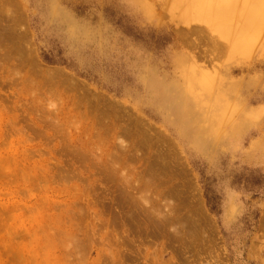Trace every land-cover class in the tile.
Returning a JSON list of instances; mask_svg holds the SVG:
<instances>
[{
  "label": "rangeland",
  "instance_id": "obj_1",
  "mask_svg": "<svg viewBox=\"0 0 264 264\" xmlns=\"http://www.w3.org/2000/svg\"><path fill=\"white\" fill-rule=\"evenodd\" d=\"M9 1L0 0V175H10L0 177V264H34V248L46 255L52 238L65 242L63 264H264V0H230L226 39L198 19L197 0ZM10 48L15 66L5 69ZM25 54L80 87L45 83L16 65ZM151 75L189 91L205 148L147 87ZM56 217L65 220L51 230Z\"/></svg>",
  "mask_w": 264,
  "mask_h": 264
},
{
  "label": "bare ground",
  "instance_id": "obj_2",
  "mask_svg": "<svg viewBox=\"0 0 264 264\" xmlns=\"http://www.w3.org/2000/svg\"><path fill=\"white\" fill-rule=\"evenodd\" d=\"M10 1H13V0H10ZM9 1V2H10ZM194 2H195V0H193ZM232 2H233V0H231ZM230 0H197V2L199 3V6L195 3L194 4V11H196L197 12V15H200L199 17H198V19L200 20V21H203L204 23H206L207 25H209V26H211L212 28H215V31H218V33H219V35L222 37V38H228V35H226V34H228L229 33V26H228V24L231 26V23H227L228 21L226 20V23H224L223 21H221V18L225 15V17L224 18H226L228 15H230V14H227V13H229V12H231L232 11V9H234V7H233V3L231 2ZM15 1H13V3H14ZM245 2H246V4L247 3H256V4H260L262 1L261 0H245ZM255 4V5H256ZM10 5V6H9ZM8 6H9V9L11 8V4H9ZM14 5V4H13ZM12 5V6H13ZM17 5V4H16ZM8 6H7V8H8ZM4 8H6V7H4ZM12 9H18V8H15V6L12 8ZM19 10V9H18ZM247 17H250V16H253V15H256V12H255V9H254V7H250V8H248L247 10ZM0 12H2V10L0 11ZM57 12H56V8H54L53 9V14H56ZM19 17V16H18ZM17 17V18H18ZM15 20V19H14ZM16 21V20H15ZM17 22H19V21H17ZM20 23V22H19ZM223 28H226V34H225V32H224V30H223ZM5 31L3 32V38L6 40V38H5V36H6V33H8V32H6V30L7 29H4ZM14 30V29H13ZM12 30V31H13ZM9 31V30H8ZM85 30L84 29H79V33H82V32H84ZM10 32V31H9ZM15 33V32H14ZM9 34H7V36H8ZM16 35V34H15ZM14 34H13V36H15ZM12 35H11V37L10 38H12L13 37ZM21 36V35H20ZM19 36V37H20ZM21 37H23V36H21ZM0 38H2V34L0 35ZM2 38V39H3ZM16 38V37H15ZM3 39V40H4ZM21 39V38H20ZM13 40L15 41V39H14V37H13ZM16 43L18 42V41H15ZM19 43V42H18ZM8 45V44H7ZM11 45V44H10ZM8 47H9V45H8ZM12 48V47H11ZM11 48L10 49H8V50H10L11 51ZM15 48V50H17V48L16 47H14ZM19 49V48H18ZM14 49H12V51H11V53L10 52H8L7 54V58H6V61L4 62V67H5V69H8L13 63H14V61H15V59L13 58V56H12V52L14 53L15 51H13ZM21 50V49H20ZM20 57V56H19ZM32 55L31 54H25L24 55V57L23 56H21L20 57V59H19V63H16V65H18L19 67H22V66H26V67H34V69L36 70V72H38L39 74H40V76L43 78V81L45 80V83L46 82H53V83H56V82H58L59 84H63V85H65L66 87L67 86H69V87H80L79 85L77 86V84L75 85H73L72 83H74V81L73 82H69L68 81V77L66 78V74H64L65 72L63 71V72H61V70H57V69H55V70H42L41 69V66L38 64V62L37 61H34L32 58ZM13 66H15V65H12V67ZM8 76H12V71L11 72H8ZM22 78V77H21ZM70 79V78H69ZM188 79H190V78H188ZM11 82V84H14V83H16V82H19V81H17V80H13L12 81V79L11 78H9V77H7L6 79H1V82H3L4 84H6L7 85V82ZM27 82H29V80H26ZM147 87L148 88H150V89H152L154 92H155V94H156V99H159V98H161V101L162 102H164L166 105H168V106H170V110L173 112V113H176L177 114V116L179 117V119L181 120V124H182V129H183V132L186 134V135H188L192 130H196V135H197V145L199 146V147H201V148H205L206 146V138H205V134H206V132H205V130H204V128L201 126V125H199V124H197V118H195V115H194V113H193V106H192V104H191V102H192V99L190 98V96H189V91H185L184 89H182L181 87H179L177 84H166L164 81H161V80H159V79H157L154 75H151V79L150 80H148L147 81ZM168 87H174L175 88V90L176 91H173V93H172V91H169V88ZM77 89V88H76ZM74 90H75V88H74ZM95 105V104H94ZM100 106V105H99ZM98 107V106H97ZM104 107V106H103ZM115 108H112V110L113 111H115L114 110ZM108 110V109H107ZM107 110H104L106 113H108L107 112ZM109 112H110V110H109ZM112 112V111H111ZM110 112V113H111ZM112 113H114V112H112ZM113 115V114H112ZM117 115V114H116ZM118 116V115H117ZM117 116H115V117H117ZM122 129H124V128H122ZM123 131V130H122ZM124 132H125V130H124ZM136 134H137V132H136ZM138 135V134H137ZM139 136V135H138ZM146 136V135H145ZM144 136V137H145ZM144 137H142V138H144ZM146 138V137H145ZM147 139V138H146ZM149 141V140H148ZM142 142H146V140H144L143 139V141ZM140 143V142H139ZM77 152V151H76ZM11 153V152H10ZM77 153H79V152H77ZM173 153H174V151H173ZM13 154V153H12ZM80 154H78L77 156H79ZM5 156H6V154H5ZM86 157V156H85ZM7 158H8V156H7ZM14 157L12 156V161L14 160L13 159ZM82 158V157H81ZM19 159V158H18ZM22 160V159H21ZM8 161L10 162V159L8 158ZM17 161V160H16ZM1 162H3L4 164H5V162L4 161H1ZM18 162V161H17ZM20 162V161H19ZM21 162H23V161H21ZM2 164V163H1ZM0 164V165H1ZM10 164H12V162L10 163ZM19 164V163H18ZM9 165V163L6 165V166H8ZM16 166H18V165H16ZM11 167V166H10ZM19 167V166H18ZM9 168H4V170H6V172H7V170H8ZM41 169V168H40ZM46 169V168H45ZM3 170V169H2ZM20 170V169H19ZM43 170V169H42ZM48 170V169H47ZM1 171V170H0ZM10 170H8V172H9ZM22 171V170H21ZM116 171V170H115ZM2 172V171H1ZM4 173H5V171H3ZM2 172V173H3ZM16 172V171H15ZM14 172V173H15ZM18 172V171H17ZM16 172V173H17ZM51 171H49V174H50V176L49 177H51L52 176V174L50 173ZM63 172V171H62ZM108 172H110L109 170H108ZM1 173V174H2ZM21 173V172H20ZM43 173H44V171H43ZM52 173H53V171H52ZM59 173H61V172H59ZM10 174V173H9ZM12 175H14L13 173H11ZM19 174V173H18ZM22 174V173H21ZM21 174H20V177H22L21 176ZM46 174H48L47 172H46ZM48 174V175H49ZM54 174V173H53ZM7 176H10V175H8V174H6ZM6 175H0V177L1 176H6ZM26 175H29V174H26ZM37 175V174H36ZM57 175H58V172H57ZM57 175H56V177H57ZM61 175V174H60ZM60 175L58 176V177H60ZM15 176H18V175H14L13 177H15ZM31 176V175H30ZM108 176H110V175H108ZM4 177H2V179L4 178ZM19 177V178H20ZM44 177V176H43ZM55 177V175H54V179L56 178ZM63 178H65V176H64V174H63V176H62ZM7 177H5V179H6ZM18 178V177H17ZM18 178V179H19ZM32 178V177H31ZM52 178V177H51ZM15 179V178H14ZM22 179V178H21ZM26 179H27V177H26ZM34 179V178H33ZM49 179V178H48ZM1 180V179H0ZM17 180V179H16ZM16 180H14L15 182H16ZM20 180V179H19ZM40 180V179H39ZM56 180H57V178H56ZM59 180H61V177H60V179L58 178V180L57 181H59ZM65 180V179H64ZM18 181V180H17ZM42 181V180H41ZM40 181V182H41ZM56 181V182H57ZM61 181H63V180H61ZM2 182V181H1ZM46 182V181H45ZM55 183V181L53 180L52 181V183ZM60 182V181H59ZM58 182V183H59ZM66 182H67V180H66ZM22 183V182H21ZM23 184H24V182H23ZM29 184V183H28ZM44 184V183H43ZM48 184V183H47ZM60 184V183H59ZM189 184V183H188ZM53 185V184H52ZM62 185H64V183L62 184ZM28 186V185H27ZM38 186V185H37ZM49 185H47V187H48ZM174 186V185H173ZM185 186V185H184ZM184 186H182V188L184 187ZM19 188H20V185L18 186ZM23 187V186H22ZM32 187V186H31ZM34 187V186H33ZM58 187V186H57ZM56 186H55V188H57ZM62 187V186H61ZM174 187H177L176 185L174 186ZM40 188V187H39ZM38 188V189H39ZM67 188V187H66ZM170 188V187H169ZM182 188H181V191H182ZM184 188H186V187H184ZM189 187H187V189H188ZM190 188H191V186H190ZM43 189H45V187L43 188ZM51 189V188H50ZM49 188H48V190H50ZM31 190V189H30ZM47 189H45V192H47L46 191ZM68 190V189H67ZM55 191V190H54ZM62 191V190H61ZM189 191L191 192V190L189 189ZM189 191H187V192H189ZM196 191H199V190H196ZM38 192V191H37ZM40 192V191H39ZM43 192V191H42ZM41 192V193H42ZM44 192V193H45ZM172 192H174V191H172ZM176 193H177V191H175ZM190 192H189V194H190ZM193 192V191H192ZM47 193H49V192H47ZM60 193V192H59ZM196 192H194L193 194H195ZM38 194V193H37ZM182 194H183V192H182ZM199 193H197V195H198ZM42 195V194H41ZM178 195H180V194H178ZM186 195V194H185ZM191 195V194H190ZM189 195V196H190ZM37 196V195H36ZM43 197H45L44 195H42ZM59 196H61V195H59ZM59 196H57V197H59ZM171 196V195H170ZM182 196V195H181ZM180 196V197H181ZM184 196V195H183ZM194 196V195H193ZM172 197V196H171ZM187 197V196H186ZM185 197V198H186ZM197 197V196H196ZM201 197V196H200ZM46 198V197H45ZM55 198V197H54ZM61 198V197H60ZM59 198V199H60ZM177 198H179V197H177ZM191 198V197H190ZM197 198H199V197H197ZM197 198H196V200H197ZM43 199V198H42ZM56 199V198H55ZM64 199V198H63ZM50 200V199H49ZM61 200V199H60ZM65 200V199H64ZM187 200V199H186ZM185 200V201H186ZM189 200V199H188ZM191 200V199H190ZM67 201H69V199L67 200ZM198 201V200H197ZM196 201V202H197ZM63 202V201H62ZM72 202V201H71ZM191 202H192V200H191ZM198 202H200V199H199V201ZM43 203H44V201H43ZM42 203V204H43ZM49 203V202H48ZM65 203V202H64ZM183 203H184V201H183ZM187 203H189V201H187ZM194 204H195V202H193ZM192 203V204H193ZM22 204V203H21ZM24 204V203H23ZM191 204V203H190ZM200 204V203H199ZM20 205V204H19ZM52 205V204H51ZM18 206V205H17ZM16 206V207H17ZM41 207H42V205H40ZM184 206V205H183ZM188 206V205H187ZM186 206V207H187ZM15 207V208H16ZM60 207V206H59ZM58 207V208H59ZM63 207V206H62ZM68 207V206H67ZM201 207H203L202 206V204H201ZM201 207H199L198 206V209L199 208H201ZM45 208V207H44ZM44 208H42V209H44ZM50 208V207H49ZM52 208V207H51ZM50 208V209H51ZM194 208V207H193ZM22 209V208H21ZM55 209V208H54ZM203 209V208H202ZM18 210V209H17ZM20 210V209H19ZM18 210V211H19ZM23 210V209H22ZM21 210V211H22ZM179 210V209H178ZM189 210V209H188ZM8 211V210H7ZM58 211H59V209H58ZM199 211V210H198ZM204 211V210H203ZM203 211L201 212V213H203ZM71 212V211H70ZM2 216L4 215V212L2 211ZM177 213V212H176ZM190 213V212H189ZM196 213H198V212H196ZM23 214V213H22ZM70 214V213H69ZM191 214V213H190ZM199 214V213H198ZM204 214V213H203ZM205 214H206V212H205ZM37 214H35L34 215V217L36 216ZM39 215V214H38ZM44 215V214H43ZM42 215V216H43ZM179 215H180V212H179ZM193 215V214H192ZM22 216V215H21ZM32 216H33V214H32ZM40 216V215H39ZM53 216V215H52ZM59 216H64V212H62V214H60ZM187 216H189V220H191L190 219V215L189 214H187ZM195 216V215H194ZM207 217H209V214H207L206 215ZM20 217V216H19ZM33 217V218H34ZM50 217H51V215H50ZM54 217V216H53ZM69 217V216H68ZM178 217H180V216H178ZM183 217H185V215L183 216ZM196 217V216H195ZM4 218V217H3ZM38 218V217H37ZM191 218H192V216H191ZM43 219H45V218H43ZM50 219V218H49ZM208 219V218H207ZM34 220H36V219H34ZM40 220V219H39ZM64 220L65 219H63L62 217H56V218H53V219H51V224H50V226H51V230H52V228L53 227H57V226H59V227H61L60 225L64 222ZM182 222H183V220L182 219H180ZM185 220V219H184ZM197 220H198V218H197ZM41 221V220H40ZM42 221H44V223H45V220H42ZM69 221V220H68ZM201 221H202V219H201ZM212 222H213V220H211ZM2 222V221H1ZM46 222H47V220H46ZM187 222H188V219H187ZM195 222V221H194ZM206 222V221H205ZM210 222V221H209ZM36 223H39V221L38 222H36ZM50 223V222H49ZM185 224H186V222H184ZM198 223V222H197ZM207 223H208V221H207ZM43 224V223H42ZM41 224V225H42ZM48 224V223H47ZM193 224V223H192ZM199 224H200V222H199ZM7 225V224H6ZM6 225L3 227V228H1L0 230H3V229H5V227H6ZM34 225V224H33ZM63 225V224H62ZM193 225H195L197 228H199L197 225H196V222H195V224H193ZM201 225V224H200ZM206 225H208V224H206ZM9 226V224L7 225V227ZM21 227H18L19 229H21L22 227H23V223H21V225H20ZM38 226V225H37ZM50 226H48V227H50ZM70 226V225H69ZM6 227V228H7ZM47 227V228H48ZM203 226H201V228H202ZM11 228H12V226H11ZM11 228H10V230H11ZM187 228H189V227H187ZM197 228H195V229H193V230H196ZM204 228V227H203ZM207 228V227H206ZM13 230H14V228H12ZM30 229V228H29ZM31 229H34V228H31ZM36 229V228H35ZM50 229V228H49ZM205 229V228H204ZM212 229H214V228H212ZM6 230V229H5ZM9 230V229H8ZM9 230V231H10ZM12 230V231H13ZM51 230H49V231H51ZM65 230V229H64ZM70 229H68V231H69ZM190 230V229H189ZM200 230V229H199ZM197 232H198V234H200L199 232L200 231H198V230H196ZM24 232V231H23ZM28 234H29V236H32L31 234L33 233V231H31V230H28ZM48 232V231H47ZM189 232H191V231H189ZM201 232H205V230L203 231V230H201ZM18 233H20L19 232V230H18ZM207 233V232H206ZM15 234V233H14ZM14 234H12V235H14ZM21 234H23L22 232L20 233V235ZM50 234H52V233H50ZM188 234V233H187ZM190 234V233H189ZM188 234V235H189ZM196 234V233H195ZM195 234H194V236H195ZM208 235V234H207ZM6 236H8V235H6ZM52 236H54V235H52ZM58 236V235H57ZM59 236H60V239L61 238H63V239H65V237H64V234H63V232H59ZM192 236V235H191ZM199 236V235H198ZM201 236V235H200ZM9 237V236H8ZM8 237H7V239H8ZM12 237V236H11ZM173 237V236H172ZM178 238H179V236H177ZM197 237V236H196ZM4 238H5V236H4ZM194 238V237H193ZM192 238V239H193ZM217 238V237H216ZM180 239H182V237H180ZM43 240H45V239H43ZM219 240V239H218ZM8 240H6V242H7ZM40 241V240H39ZM46 241V240H45ZM48 241V240H47ZM217 241V240H216ZM215 241V242H216ZM18 242H20V239H19V241ZM55 242H57L56 240H55V238L53 239L52 238V240L47 244V246L45 247V252H46V255L44 254V256H40L37 252V248H34V250H33V258H32V260L34 261V264H41L40 263V260L41 259H43V260H47L48 261V264H63L64 263V260H63V258H61L58 254L60 253V254H62L63 252H64V249H63V246L65 245V242L64 241H62V240H59V242L60 243H55ZM215 242H214V244H215ZM7 244H9V243H7ZM44 244H45V242H44ZM42 245V244H41ZM8 246V245H7ZM13 246H14V244H13ZM221 246V245H220ZM219 246V247H220ZM16 249H19V248H16ZM25 249V248H24ZM215 249V248H214ZM1 250V249H0ZM20 251V250H19ZM22 251V250H21ZM20 251V252H21ZM40 251V250H39ZM2 252V251H1ZM18 252V251H17ZM22 252H24V250L22 251ZM19 253V252H18ZM28 253V252H27ZM37 253V254H36ZM15 254H16V252H15ZM22 254V253H21ZM21 254L19 255V256H21ZM17 255V254H16ZM23 256V255H22ZM26 256V255H25ZM17 257H18V255H17ZM16 257V258H17ZM20 258V257H19ZM23 258V257H22ZM62 260V262L61 263H59V261H61ZM22 261V260H21ZM67 262V261H66ZM73 262V261H72ZM80 262H82L81 260H80ZM66 264H70V263H66Z\"/></svg>",
  "mask_w": 264,
  "mask_h": 264
}]
</instances>
